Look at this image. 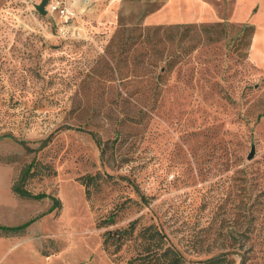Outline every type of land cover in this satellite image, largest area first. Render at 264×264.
I'll list each match as a JSON object with an SVG mask.
<instances>
[{"label":"rangeland","instance_id":"rangeland-1","mask_svg":"<svg viewBox=\"0 0 264 264\" xmlns=\"http://www.w3.org/2000/svg\"><path fill=\"white\" fill-rule=\"evenodd\" d=\"M40 1L0 0V165L13 182L33 161L24 187L60 206L16 195L1 208L2 225L33 221L0 234V264H120L101 234L134 219L190 260L264 264V70L248 24L143 22L166 0H48L45 14ZM176 24L178 44L158 45L192 50L159 79L137 51L106 48L119 25ZM87 174L99 176L89 198Z\"/></svg>","mask_w":264,"mask_h":264},{"label":"trees","instance_id":"trees-1","mask_svg":"<svg viewBox=\"0 0 264 264\" xmlns=\"http://www.w3.org/2000/svg\"><path fill=\"white\" fill-rule=\"evenodd\" d=\"M139 23H136V26ZM216 25H219L217 23ZM183 25H157V26H145V28L139 27L140 32L129 35L125 32V28L119 25L110 37L106 48L109 49L112 46H116L119 50V55L128 51H137L136 58L138 62L148 63L150 65L159 66V73L157 78H161L162 74L172 69L177 63L183 61L184 51H190L192 49L186 48V50L172 49L171 45H158L162 44L163 39L161 36L165 33L167 40L171 41V44L177 43L180 40L179 28ZM186 27V26H184ZM170 33L167 31L173 32ZM245 30L249 31L250 35L253 34V26L247 25ZM151 32V34H149ZM158 33V35H157ZM175 39V40H174ZM193 47V46H192ZM165 49L167 53L165 54ZM157 85V83L155 84ZM157 88V86H155ZM19 144L27 151L31 149L25 141H18ZM33 161H31L19 174V177L11 183L12 192L21 197L27 199L40 200L44 197L51 199L50 209L58 208L60 202L53 196H48L43 192L32 193L24 187V182L27 177L34 175L35 171H32ZM98 175H84L80 177V182L84 186L85 196L89 198L88 187L98 178ZM116 212H111L109 215L101 218L96 226L108 227L115 222ZM33 219L24 221L18 225H2L0 224V234L2 235H17L21 234L25 228L31 224ZM101 245L103 249L112 256L120 264H219L222 260V256H215L206 259L190 260L186 258L171 242L168 235L158 227L156 224L138 225L137 219L129 221L123 227L106 228L101 234Z\"/></svg>","mask_w":264,"mask_h":264},{"label":"crops","instance_id":"crops-1","mask_svg":"<svg viewBox=\"0 0 264 264\" xmlns=\"http://www.w3.org/2000/svg\"><path fill=\"white\" fill-rule=\"evenodd\" d=\"M173 6L177 12H168ZM224 17L229 22L253 26L248 56L253 65L264 70V0H166L159 9L145 16L143 22H210ZM11 183L10 168L0 165V209L11 210L17 205L18 197L12 192Z\"/></svg>","mask_w":264,"mask_h":264},{"label":"built area","instance_id":"built-area-1","mask_svg":"<svg viewBox=\"0 0 264 264\" xmlns=\"http://www.w3.org/2000/svg\"><path fill=\"white\" fill-rule=\"evenodd\" d=\"M51 10L56 11L60 16H68L69 12L67 10V8L63 7V6H59L58 4H52L50 6Z\"/></svg>","mask_w":264,"mask_h":264},{"label":"water","instance_id":"water-1","mask_svg":"<svg viewBox=\"0 0 264 264\" xmlns=\"http://www.w3.org/2000/svg\"><path fill=\"white\" fill-rule=\"evenodd\" d=\"M47 1L48 0H41L38 4L35 5V8L41 14H45L46 13L45 6L47 4ZM252 153H253V150L249 153L248 158H250L252 156Z\"/></svg>","mask_w":264,"mask_h":264}]
</instances>
